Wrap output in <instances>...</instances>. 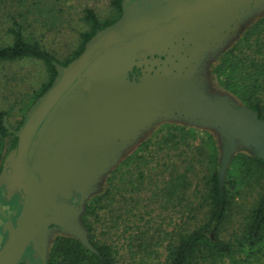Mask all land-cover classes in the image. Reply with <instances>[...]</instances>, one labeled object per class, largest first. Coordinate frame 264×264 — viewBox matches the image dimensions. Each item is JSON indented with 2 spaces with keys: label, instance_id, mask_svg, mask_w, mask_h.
Masks as SVG:
<instances>
[{
  "label": "water",
  "instance_id": "95a60500",
  "mask_svg": "<svg viewBox=\"0 0 264 264\" xmlns=\"http://www.w3.org/2000/svg\"><path fill=\"white\" fill-rule=\"evenodd\" d=\"M250 1L174 0L140 9L138 14L125 9L110 27L93 36L78 57L61 67V77L39 98L23 124L16 156L14 152L9 156L13 173L7 179L11 188L24 192L25 200L16 224L5 225L8 232L0 249V264H19L29 246L42 253L46 264L58 230L97 252L81 221L85 204L100 192L106 175L127 149L160 121L213 132L220 148L222 182L239 150L264 159V119L229 92H209L210 75L204 71L207 64L168 57L167 62L176 63L138 81L128 77L133 56L163 44L168 36L165 31L185 24L195 7ZM178 15L181 18L176 20ZM180 61L186 64L185 71H181ZM57 104L60 112L54 118L51 111ZM43 120L42 127L52 125L40 131L44 135L42 140L39 136V149L29 166L27 157L35 152L30 149L31 142ZM74 192L81 194L77 206L57 202L59 197L71 198Z\"/></svg>",
  "mask_w": 264,
  "mask_h": 264
},
{
  "label": "trees",
  "instance_id": "16d2710c",
  "mask_svg": "<svg viewBox=\"0 0 264 264\" xmlns=\"http://www.w3.org/2000/svg\"><path fill=\"white\" fill-rule=\"evenodd\" d=\"M122 1L112 0L115 15L106 20H100L92 9L87 8L84 19L89 27L80 32L78 49L62 61L24 31V21L31 15L32 4L26 6L24 11L26 3H22L27 0H0V26H4L10 36L7 43L0 45V59L35 58L46 65L47 81L35 92L32 103L37 102L55 83L59 66L71 63L98 30L113 24L121 16ZM212 74L221 82L224 90L264 119V16L246 27L241 37L219 57L213 65ZM4 115L7 113L0 114V162L11 141L10 131L2 118ZM24 115L25 112L20 123L24 121ZM199 131L201 129L189 125L165 122L133 152L126 154L106 175L105 188L85 204L81 221L97 252L87 248L74 236L58 233L50 243L46 264H120L112 244L115 225L123 223L126 226L131 214L135 218L136 241L140 245L144 237L148 240L151 237L139 224L144 219L142 208L145 213L150 210L152 214L155 208L164 210L167 203L177 204L192 214L202 212L204 220L194 217L193 223L183 232L169 234L162 264H215L217 261L224 263V259H229L231 264L254 263L255 254L261 251L264 244V193L247 209L242 237L234 242L221 238L219 234L236 214L234 207L238 200L244 203L247 197H253L255 191H264V159L247 150H239L229 164L227 180L224 178L222 182L219 177L221 164L217 139L213 132L202 130L209 140L206 145ZM155 145L159 146L157 155L152 153V146ZM162 152L166 154L161 156ZM133 162L139 165L132 167ZM158 165L164 166V169L158 171ZM133 168L140 173L137 180H133ZM129 204L131 207H128ZM194 223L196 225L191 230ZM100 224L110 225L108 231L103 233L105 240L99 238ZM157 243L160 242L157 240ZM245 249L246 257L237 255ZM148 259L144 258L142 263L149 264Z\"/></svg>",
  "mask_w": 264,
  "mask_h": 264
},
{
  "label": "rangeland",
  "instance_id": "374dc122",
  "mask_svg": "<svg viewBox=\"0 0 264 264\" xmlns=\"http://www.w3.org/2000/svg\"><path fill=\"white\" fill-rule=\"evenodd\" d=\"M22 4H25L24 11L27 8L26 6L32 4L31 11H29L31 15L29 14L28 17H26L27 20L24 21V31H26L28 36H33L39 40L46 49L62 61L72 56L74 51L78 49L80 44V32L87 30L89 27L84 19L85 10L87 8L92 9L100 20L111 19L115 15L112 0H27V2ZM9 40L10 36L6 28L0 26V45L7 43ZM217 62L218 61H215L213 65ZM209 75L210 85H208V87L206 86L209 92H229L223 89L221 82L217 80L213 74L211 75L209 73ZM47 78L48 72L46 70V65L41 60L35 58H23L13 61L0 59V114L6 112L8 121L15 124L17 120L22 118L25 109L33 102L35 92L47 81ZM165 122L171 121H160L155 124L150 131L142 134L139 140L127 149L125 155L133 152L143 140ZM202 130L205 129L199 131V136L202 142H206V145H208L209 140ZM158 149V145L152 146V153L157 155ZM165 154L166 152H162L160 155L163 156ZM161 161L164 162L163 158ZM132 164V167L139 165L136 162ZM157 167L158 171L164 169V166L158 165ZM133 174V180H137L136 178L140 174L139 171L133 168ZM225 176L227 180V173ZM5 180H7V176ZM106 182L107 178H105L100 191L105 188ZM118 183L122 185L120 182ZM2 184H4V182L0 185V249L6 240V234H3L2 229L4 230L8 222V220H5L8 214L10 215V204L8 199L13 196L9 189L10 185L6 184V187H3ZM261 193H264V191L257 190L254 192L253 197H247L244 203H242L241 200L235 203L234 213L236 214L232 216L231 220L226 223L221 230L219 234L221 238L226 240L230 239L235 242L236 238L242 237V231H244L243 229L247 222V209L259 198ZM127 196L129 197V193ZM172 204L173 203H167L165 209L161 211L155 208L152 214L149 213L150 210L145 213V209L142 208L144 219L139 224L142 226V230H146L147 235L150 234L151 237H149V240L144 237L140 245H138L139 242L136 241V235L138 234L136 230L137 225L133 221L135 218L131 217V214L128 215L131 221L129 218L126 226L123 223L117 226L115 225V228L112 229V244L120 264H143L142 261L144 258H149V264H162L166 256V239L169 238V234L173 235L181 231L183 232V230L193 223L192 219L194 217L204 218L202 212H194L192 214L190 210L188 211V209L182 208L177 204ZM128 207H131V204H129ZM237 212H240L241 215ZM101 213H104V211ZM189 221L191 222L189 223ZM195 225V223L191 225L190 229H194ZM109 226L110 225L100 224L98 231L101 240H105L103 233L108 231ZM157 240L160 242L159 244ZM138 249L141 251L139 252ZM155 250L156 252H154ZM143 251L144 255H142ZM149 252L151 253L150 256ZM238 254L240 257L242 256V258L246 257V249L243 252H238L237 255ZM253 260L254 263L252 264H264V244L261 246V251L255 254ZM215 264H231V261L229 259H224V263L217 261Z\"/></svg>",
  "mask_w": 264,
  "mask_h": 264
},
{
  "label": "flooded vegetation",
  "instance_id": "af4514ba",
  "mask_svg": "<svg viewBox=\"0 0 264 264\" xmlns=\"http://www.w3.org/2000/svg\"><path fill=\"white\" fill-rule=\"evenodd\" d=\"M170 1L174 0H123L122 13L125 9L130 8L133 14H138L140 9L148 10L152 9L154 6H164ZM189 12H192V10ZM262 16H264V1L262 0H252L245 5H237L234 3L228 6H222L219 4L215 8L211 5H199L195 7L190 15H188L189 18L185 20V24H180L177 27L174 26L165 31L168 36L163 44H160V46L155 48L142 49L133 56L134 63L132 68L128 71V77L131 80L138 81L147 74H154L157 70L159 71L160 67H163L166 64L171 66L176 63L174 61L167 62L168 57L175 59L177 57V61H179L178 59L180 57H186L192 62V64H196L197 60H200L202 65L207 64L204 71H208L212 75L213 63L218 61L219 57L241 37L246 27ZM180 18L181 16L178 15L175 19L177 20ZM165 24L167 23H163V25ZM111 25L106 26L101 30H106L107 27H110ZM181 65L183 67L181 71H185V68H187L185 67L186 64L181 63ZM61 67L62 66L58 67L59 76L57 78H60L62 75ZM197 69L202 73L200 67ZM37 103L38 101L30 104L29 108L25 111L24 121L21 123V119L17 120L14 124L8 121L7 115H4L3 117L4 124L9 129L11 138V141L7 145L4 158L0 162V185L4 182V184H2L3 187H6V184L11 185L10 179L5 180L6 176L10 177L13 173V168L11 166L12 161L9 159V156H12L13 152L14 157L16 156L20 130ZM60 107L61 105L57 104L55 108L52 109L51 112H53L54 118L59 114ZM45 121L43 120L31 142L30 149L33 148L35 152L27 157V163L29 166L33 165L36 158V151L39 149L38 140L41 135L40 131L43 133L44 130L50 128L52 125L50 122L47 127L45 125L42 127ZM43 135L44 134L41 135V140ZM16 137L17 140L14 141ZM38 179L40 180L39 175ZM9 189L13 196L8 199L10 204V215L8 214L5 221L8 220V222L15 225L25 200L24 192L17 187H9ZM80 199L81 194L74 192L71 198L66 199L59 197L57 202H66L77 206ZM53 226L54 225H51V227ZM2 231L3 234H6L7 236L8 229H2ZM58 233H61V231H55L53 237ZM27 262L29 264H43L42 253L34 252L32 247L29 246L19 264H27Z\"/></svg>",
  "mask_w": 264,
  "mask_h": 264
}]
</instances>
